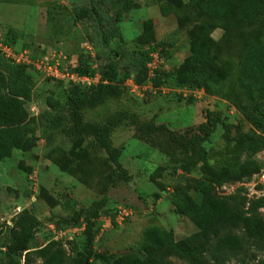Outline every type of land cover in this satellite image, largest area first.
Here are the masks:
<instances>
[{
    "label": "rangeland",
    "instance_id": "obj_1",
    "mask_svg": "<svg viewBox=\"0 0 264 264\" xmlns=\"http://www.w3.org/2000/svg\"><path fill=\"white\" fill-rule=\"evenodd\" d=\"M187 1L0 0L1 44L13 41L16 49H26L34 57L57 55L63 68L84 65L92 78L100 75L112 48L125 58H144L143 50H147L159 54L160 73H171L158 86L149 81L138 86L129 79L119 98L84 111V120L103 122L112 112L125 109L136 113L141 124L155 125L154 131L147 132L125 121L112 132L118 160L131 177L124 181L113 172L115 166L107 154L92 146L90 137L66 136L70 125L67 99L75 85L58 83L32 67L26 69L30 97L24 100V107L33 140L27 149H13L0 159V264L8 263L5 246L10 229L25 213L40 222L26 251L54 241L75 258L86 247L84 216L71 222L63 218L73 217L105 196V206L93 219L97 229L93 248L98 253L120 255L138 251L143 232L151 225L173 231L176 242L188 245L197 228L176 210L174 201L183 194L199 200L197 188L202 182H212L220 195L237 193L249 199L264 195V148L254 153L241 150L227 137L242 132L264 138V124L246 121L226 96V85L238 71V54L247 42L244 33L258 21L234 19L230 27L238 36L224 38L226 20L198 19L194 11L181 6ZM81 7L89 12L78 19L76 12ZM148 19V33L139 39L142 22ZM199 40L215 48L222 84L218 93L179 84L178 73L192 43ZM14 69L16 66L0 56L2 96L14 83ZM87 87L80 85L79 92ZM240 102L255 104L245 96ZM257 104L264 110V102ZM200 133L204 139L197 149L184 145ZM248 159L259 164L258 173L240 181L215 182L212 169L219 173L227 163ZM111 172L115 180L104 189ZM259 211L264 215V207ZM26 251L17 256L19 264L41 262L34 252L26 261ZM263 256L261 252L256 258ZM169 260L186 264L173 257ZM88 264L106 263L90 257ZM227 264L237 262L232 259Z\"/></svg>",
    "mask_w": 264,
    "mask_h": 264
},
{
    "label": "trees",
    "instance_id": "obj_2",
    "mask_svg": "<svg viewBox=\"0 0 264 264\" xmlns=\"http://www.w3.org/2000/svg\"><path fill=\"white\" fill-rule=\"evenodd\" d=\"M181 6L188 11H194L198 19H225L228 24L224 38L238 36L230 27L232 20L258 21L256 26L244 33L247 42L238 54V71L234 81L226 85V96L233 100L246 121L264 124V110L261 111L257 107V103L264 102V0H188ZM88 12L87 7H81L76 12V17L81 19ZM162 12L167 13L164 9ZM149 23V19L142 22L143 30L139 39L146 37ZM6 42L15 45L13 41ZM110 51L101 66L99 81L81 90L77 96L69 94L67 118L70 125L65 134L68 137H90L92 146L102 149L114 164L113 172L128 181L131 177L118 160L119 149L114 146L111 134L125 121L147 132L154 131L155 125L149 122L141 124L136 113L125 109L112 112L103 122L84 120V111L101 106L109 99L119 98L124 93V83L128 79H132L138 86L148 81L152 86H158L171 76V73H160L157 69L154 75L149 76L147 62L150 56L147 50H143L144 58H125L121 51L113 48ZM0 56L6 59L3 55ZM13 65L16 66L13 71L14 83L7 95H0V159L8 157L13 149H27L33 140L27 125L29 114L24 107V100L30 97L26 86L29 80L26 69L29 66ZM217 67L214 46L204 41H194L191 53L178 73L179 84L190 88H203L210 94L218 93L222 84ZM70 70L81 75H90L84 65ZM75 88H80V85H75ZM241 96L255 104L243 105L240 102ZM157 127L163 129L161 126ZM227 137L241 150L247 149L254 153L264 148L262 137L249 136L242 132L234 136L228 134ZM203 139L204 136L200 133L186 140L184 145L195 150ZM259 170V164L253 159H248L238 164L227 163L219 173L213 169L212 173L215 182L221 184L249 178ZM113 172L104 181V189L115 180ZM213 185L212 182H202L198 186L199 200L183 194L174 201L176 210L197 228L188 245L176 242L173 231L151 225L144 230L138 251L120 255L96 252L93 243L97 229L93 219L97 218L99 210L107 202L103 196L94 200L90 206L77 211L73 217L63 218L64 222H71L84 216L86 247L80 255L75 258L67 256L61 245L54 241L35 251H26L27 244L35 236L40 222L25 213L10 229V241L5 246L7 264H19L17 256H21L23 251H26V261L30 260L32 252L39 255L42 258L39 264H88L90 257L106 264H171L169 259L172 257L181 259L186 264H227L232 259L237 264H264V256L256 258L258 253L264 254V215L259 211L264 207V195L253 199L237 193L220 195L215 192Z\"/></svg>",
    "mask_w": 264,
    "mask_h": 264
},
{
    "label": "built area",
    "instance_id": "obj_3",
    "mask_svg": "<svg viewBox=\"0 0 264 264\" xmlns=\"http://www.w3.org/2000/svg\"><path fill=\"white\" fill-rule=\"evenodd\" d=\"M0 54L10 60L13 64H23L32 67L56 82H67L72 83L73 85L89 86L99 81V76L92 78L90 75H81L68 68H63L57 55L46 54L34 57L28 50L16 49L7 42L4 44L0 43ZM149 56L150 59L147 62V67L149 70V76H152L155 74V70L158 69L160 57L157 52H151L149 53Z\"/></svg>",
    "mask_w": 264,
    "mask_h": 264
},
{
    "label": "water",
    "instance_id": "obj_4",
    "mask_svg": "<svg viewBox=\"0 0 264 264\" xmlns=\"http://www.w3.org/2000/svg\"><path fill=\"white\" fill-rule=\"evenodd\" d=\"M79 90H80L79 88H74V89H72V91H71V95H73V96H77Z\"/></svg>",
    "mask_w": 264,
    "mask_h": 264
}]
</instances>
